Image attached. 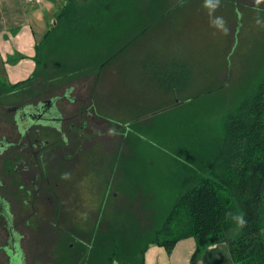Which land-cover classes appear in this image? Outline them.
I'll return each mask as SVG.
<instances>
[{"label":"rangeland","instance_id":"374dc122","mask_svg":"<svg viewBox=\"0 0 264 264\" xmlns=\"http://www.w3.org/2000/svg\"><path fill=\"white\" fill-rule=\"evenodd\" d=\"M118 2L132 4L131 8L138 11L132 22L122 25L117 16L118 22L108 24L115 18L113 15L99 12L109 16L90 19L77 10L59 21L55 26L58 31L39 50V64L34 61L38 66L35 83L43 87L28 92L29 96L55 88L63 93L74 85L80 103L94 92L96 113H103L108 119L82 132L84 138L78 130L80 118L66 126L67 135L76 136L75 144L66 151L77 157L72 159L75 165L65 166L60 160L61 172L55 179L59 183L56 206L46 199L50 193L44 192L36 207H27L33 216L26 220L20 217L26 234L25 264H68L69 261V264H83L82 249L71 250L73 243L66 234L72 232L85 238L89 226L93 228L98 217H102L108 231L121 217V229H125L123 233L129 238L137 236L140 229L137 223L153 229L170 210L184 164L192 159L193 153L201 154L198 147L176 150L174 146L182 143L175 144L177 139L193 137L212 143L219 136L221 121L228 110L264 73V0L259 4L257 0H220L212 16L204 7V0ZM215 16L223 17L227 33L212 26L211 19ZM88 28L94 33L88 34L91 45H84L83 29ZM107 31L106 41L101 35ZM126 44L129 48L125 50ZM93 52H98L100 60L95 54L92 56ZM131 55L133 58L128 59ZM137 56L143 62L146 58L164 63L184 61L185 68L181 66L177 76V80H182L179 87L183 81H189L186 91L190 95L185 98H197L188 102L180 95L166 96L157 87L145 85L152 72L139 65ZM132 59L137 65L131 64ZM104 60L110 62L100 63ZM160 67L164 75V65ZM0 84L6 85L4 81ZM20 98L21 95L8 101L16 102ZM67 110L71 114L78 112L80 105L64 103L63 111ZM4 121L0 118V125L6 128L8 124H1ZM129 122L135 123L131 128L135 132L127 138L120 124ZM73 123L76 130L70 126ZM98 135H102L103 142L107 140L104 146L108 148L107 156L100 159L105 164L98 175L103 191L96 199L94 188L88 187L83 176L93 163L90 157L100 150L102 155ZM86 139L93 140L94 147L88 142L78 149L79 142ZM129 162L128 170L125 163ZM72 166L73 169L69 168ZM104 197L108 202L102 212ZM14 208L16 212L21 210L17 205ZM130 214L136 218L131 219ZM6 238L7 232L0 229V246L5 245ZM0 261H4L1 254Z\"/></svg>","mask_w":264,"mask_h":264},{"label":"trees","instance_id":"16d2710c","mask_svg":"<svg viewBox=\"0 0 264 264\" xmlns=\"http://www.w3.org/2000/svg\"><path fill=\"white\" fill-rule=\"evenodd\" d=\"M52 33L53 30L39 45L38 56ZM36 63L38 65L39 61ZM185 64L184 61L165 64L164 75L160 65H154L155 71L152 70L148 78L158 84L159 92L166 93L163 95L185 98L190 95V91H186L189 81H183V86L179 87L182 80H177L179 68H185ZM36 73L12 85L11 90L33 91L32 87H37L33 85L37 80ZM196 98L185 99L191 102ZM124 125L131 128L135 123ZM220 127L219 136L212 143L206 139L180 137L175 144L182 143L173 145L179 151L185 146L198 147L201 154L193 153L192 159L184 164L183 175L179 174V187H176L178 191L169 204L170 210L153 229H145L137 223L140 227L137 236L129 238L123 233L125 229H121V217L111 224L109 231H101L98 222L92 229L89 248L77 240L82 237L67 233L68 240L74 244L69 248L82 249L80 262L145 264L150 247H161L171 254L178 242L194 238L196 250L191 264H197L208 247L220 243L228 245L235 264H264V73L228 110ZM124 133L127 138L131 134L127 129ZM129 166L130 162L125 163L128 170ZM107 202L104 197L103 204L107 205ZM105 205L101 207L102 212ZM135 218L132 216L131 219Z\"/></svg>","mask_w":264,"mask_h":264},{"label":"flooded vegetation","instance_id":"af4514ba","mask_svg":"<svg viewBox=\"0 0 264 264\" xmlns=\"http://www.w3.org/2000/svg\"><path fill=\"white\" fill-rule=\"evenodd\" d=\"M40 85H37L34 91L43 87ZM28 92V90H11V86L8 85L0 86V118L5 120L1 124H8L6 128L0 125V229H4L8 234V238L4 241L5 245L0 246V254L4 257V261H0V264H25L26 262L23 242L26 239L23 230L25 225L20 217L23 216L26 220L33 216L28 213L27 207H36L44 192L50 193L46 199L51 205L56 206L59 201L57 199L59 183L55 179L59 178L58 175L61 172L60 160L65 166H69L70 164L75 165V160L72 161V159L77 158L66 153L76 138L74 134L67 135L66 126L72 120L80 118L81 124L78 130L81 132L80 137L84 138L82 132L88 128L98 127L107 120L103 113L100 112L101 115L96 113L97 108L94 101L92 102L93 96L87 95L81 103L79 102L74 85L65 89L63 93L57 88L32 96H29ZM20 95L21 98L16 102L8 101ZM64 103L73 107L80 105V110L72 114L68 110L63 111ZM70 126L76 130V123ZM120 127L123 131L127 129L131 137L135 132L128 125L120 124ZM120 134L123 135V132ZM107 135L104 136L107 137ZM100 136L102 135L96 138L101 139L102 155L101 150L99 153L95 152L90 157L93 162L89 165L90 169L86 168V174L82 175L85 179L87 178L88 187L94 188L96 199L103 191L98 175L101 174V169L105 164L100 159L107 156L108 148L104 146L108 144L107 140L103 142V137L100 138ZM88 142L93 143V146L90 143L89 146L94 147V141L86 139L79 142L78 149ZM69 168L73 169L74 166ZM91 175L96 176L91 179ZM103 203L102 207L105 205ZM16 205L20 206V212H16L14 208ZM90 222L87 221V223ZM98 222L101 231H106L102 217H98L95 224ZM92 229L90 225L85 238H77L76 234L72 236L81 241L82 246L89 248ZM71 247L73 248L74 245L72 244Z\"/></svg>","mask_w":264,"mask_h":264},{"label":"crops","instance_id":"0c3cea01","mask_svg":"<svg viewBox=\"0 0 264 264\" xmlns=\"http://www.w3.org/2000/svg\"><path fill=\"white\" fill-rule=\"evenodd\" d=\"M131 7L132 4L122 5L118 0H42L40 3H29L26 0H0V82L4 81L6 85L12 86L34 76L38 70L34 61L37 62L39 60L37 53L39 43L41 44L50 31L53 30V33L58 31L57 27L55 29V26L59 25V21L63 19V16L68 17V15L75 14L77 10L79 12L82 10L83 15L90 17V19L113 15L112 17L115 18L108 24L118 22L116 17L119 16L121 24L125 25L132 22V16L138 15V11ZM99 12L109 15L100 14ZM125 17L126 23H124ZM83 31L86 37L84 45H91L88 34L94 33V31L89 28L83 29ZM104 34L101 37H106L107 41L109 38L107 35L108 31L104 32ZM128 46L129 44H126L124 49L129 48ZM94 54L97 60H100L98 52H93L92 56ZM131 56H128V59L133 58ZM135 58L139 59L138 56ZM109 62V60H104L100 63L105 65ZM176 62L180 61L172 60L171 62L164 63L163 61H156V59L146 58L145 62H143L139 59V65H144L145 69L149 71H155L154 65H165ZM131 64L137 65L133 59L131 60ZM139 68H136L134 71L135 78L139 74ZM64 72L68 73L67 71ZM147 79L145 85L158 87L156 82H151L148 77ZM37 84L38 82L33 85ZM92 96L93 102L94 92ZM100 103L101 101L99 102V106L102 108ZM105 117L108 119L107 116ZM195 250L196 242L194 238H187L178 242L171 254H168L164 248L152 246L146 253L145 264H191ZM197 264L235 263L228 245L220 243L208 247L199 257Z\"/></svg>","mask_w":264,"mask_h":264},{"label":"clouds","instance_id":"9594fccd","mask_svg":"<svg viewBox=\"0 0 264 264\" xmlns=\"http://www.w3.org/2000/svg\"><path fill=\"white\" fill-rule=\"evenodd\" d=\"M262 0H257V4L261 3ZM220 6V0H204V7L209 10L210 16ZM259 23V21H257ZM212 26L227 33V28L223 17L215 16L211 19Z\"/></svg>","mask_w":264,"mask_h":264},{"label":"built area","instance_id":"2783aa9c","mask_svg":"<svg viewBox=\"0 0 264 264\" xmlns=\"http://www.w3.org/2000/svg\"><path fill=\"white\" fill-rule=\"evenodd\" d=\"M29 3H40L42 0H26Z\"/></svg>","mask_w":264,"mask_h":264}]
</instances>
